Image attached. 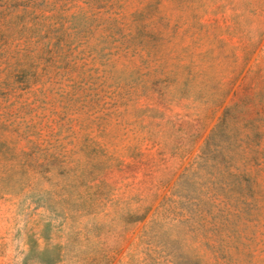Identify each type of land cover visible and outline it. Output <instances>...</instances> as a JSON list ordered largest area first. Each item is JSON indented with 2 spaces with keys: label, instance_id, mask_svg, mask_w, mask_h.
<instances>
[{
  "label": "rangeland",
  "instance_id": "obj_1",
  "mask_svg": "<svg viewBox=\"0 0 264 264\" xmlns=\"http://www.w3.org/2000/svg\"><path fill=\"white\" fill-rule=\"evenodd\" d=\"M0 264H264V0H0Z\"/></svg>",
  "mask_w": 264,
  "mask_h": 264
}]
</instances>
